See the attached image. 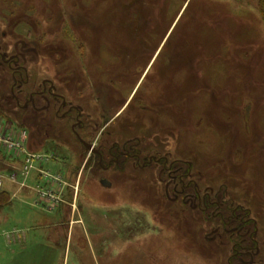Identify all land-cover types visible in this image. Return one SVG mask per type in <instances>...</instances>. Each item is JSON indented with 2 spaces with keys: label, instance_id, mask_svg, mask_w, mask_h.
I'll list each match as a JSON object with an SVG mask.
<instances>
[{
  "label": "rangeland",
  "instance_id": "1",
  "mask_svg": "<svg viewBox=\"0 0 264 264\" xmlns=\"http://www.w3.org/2000/svg\"><path fill=\"white\" fill-rule=\"evenodd\" d=\"M22 16L8 27L9 19ZM2 31L12 41L39 42L46 56L36 58L42 79L59 80L68 70L66 89L81 91L68 93L70 99L100 110L95 88L106 87L113 103L130 102L124 128L132 124L155 133L145 134L149 143L170 146L174 158L191 162L206 180L238 183L264 227L262 0H0ZM10 45L11 51L20 46ZM4 73L0 97L13 86L12 75ZM86 88L89 99L82 94ZM139 100L157 114L151 110L135 119ZM0 104V124H13L5 117L13 106L3 98ZM61 129L76 141L67 127ZM40 139L30 134L28 147L41 150ZM74 151H45L57 158L45 169L63 173L68 184L55 211L35 206L24 194L3 207L9 222L0 226V264H227L230 248L204 241L208 229H198L199 213L169 209L150 173L136 172L134 184L111 173L114 187L105 190L101 172L83 171L94 156ZM13 230L27 236L24 253L6 248L3 233Z\"/></svg>",
  "mask_w": 264,
  "mask_h": 264
},
{
  "label": "flooded vegetation",
  "instance_id": "2",
  "mask_svg": "<svg viewBox=\"0 0 264 264\" xmlns=\"http://www.w3.org/2000/svg\"><path fill=\"white\" fill-rule=\"evenodd\" d=\"M0 39V76L4 77L7 69L13 81L9 93H2L0 97L13 106L6 110L5 117L15 121L13 124L19 122L26 126L29 135L39 134L41 148L51 146L59 150L64 147L72 151L75 149V153L81 149L85 154L93 155L94 161L89 156L83 171L101 172L99 185L105 190L114 187L111 173L127 176L134 184L135 173L147 171L161 187V197L168 203L169 209H179L182 214H186L187 209L199 213L198 229L202 230L203 224V229H208L204 241L230 248L227 264H264V227L255 218L251 205L246 204L249 193L243 194L238 183L230 185L225 179L206 180L205 175L197 171L191 162L174 158L170 146L156 145L157 148L149 143L145 134L155 133L132 124L124 128L121 120L130 109V102L127 106L113 103L108 88H95V103L100 110H92L88 104L70 99L71 95L79 96L81 91L66 89L69 81L59 72V80L42 79L39 71L41 63L36 62V58L46 56L41 55L39 42L35 38L14 39L20 46L12 51L9 48L14 41L7 31L1 32ZM89 90H82L84 96L87 93L88 99L92 97ZM68 93L71 95L68 96ZM138 102L133 111L135 119L142 118L141 114L152 110L141 100ZM152 111L156 112L153 114L158 112ZM145 121L149 122V119ZM64 126L76 141L64 137L65 131L61 129ZM128 129H136L140 134L130 133ZM75 172L72 175L78 176L79 171L77 174ZM103 182L109 186H104ZM251 196L254 197V193Z\"/></svg>",
  "mask_w": 264,
  "mask_h": 264
},
{
  "label": "crops",
  "instance_id": "3",
  "mask_svg": "<svg viewBox=\"0 0 264 264\" xmlns=\"http://www.w3.org/2000/svg\"><path fill=\"white\" fill-rule=\"evenodd\" d=\"M15 125L16 124H9V123H6L5 125L0 124V126L7 133H11L13 130H16L17 131L16 134H21L24 131V129L21 127H18V130H17L16 126L18 125L16 126ZM26 142H27V147H28V144H30V140L27 139ZM28 149L33 154L50 155V153H45V151H47V149H51V146H47L44 148L40 147L41 150L38 149L39 151H33L29 147ZM53 155L55 154L53 153ZM56 159L50 160L49 162H44L41 167L43 168V165H44V170H46L45 165L50 164L52 161H56ZM64 163L66 164L65 161ZM20 170H21V165L17 162L10 160L7 157V152L5 148H0V177L3 180V189L0 192V226L1 227L7 226L9 222L8 216L5 213H3V207L8 206V204H10L13 201V199H15L19 194H24L25 196H28V197L31 196L34 200V205L36 204L35 206L37 205L38 207L42 206L44 209L50 212L55 211L58 207H60V202L61 203L63 202L61 200V196L64 192V189L67 186V182H66L67 180L65 179V176L63 173L54 174L46 170L54 175H59L62 179V182H59V183L47 182L42 177H40L36 172L32 173L30 178L25 183H23L21 178L18 177ZM14 177H16L15 180H14ZM37 187H41L44 191H48L49 194L51 193V197L47 195L42 196V194L39 193ZM77 200L74 194V197L72 199L73 203H71L70 205V207L72 208L71 215H70L72 219L75 217L74 215L75 207H76L75 204ZM71 222L75 224L74 220L73 221L71 220ZM26 244H27V239L26 241H24V243H18V242L10 243L7 241L6 248L11 250L15 254H16V251L18 250V252H20L21 254V253H24V251H26L25 250Z\"/></svg>",
  "mask_w": 264,
  "mask_h": 264
},
{
  "label": "built area",
  "instance_id": "4",
  "mask_svg": "<svg viewBox=\"0 0 264 264\" xmlns=\"http://www.w3.org/2000/svg\"><path fill=\"white\" fill-rule=\"evenodd\" d=\"M23 142L24 140L17 139L13 134H6V133H3L2 131L0 132V145L5 146L8 149L9 153L13 154L15 157L23 156V167H22L20 175L24 180H26L30 176L33 170H37L35 166V162L43 161L44 158H42L41 156H35L32 154H29L26 151V148ZM39 173L47 181H52V182L59 181L58 177L52 176L48 172L39 170ZM14 180H15V177H14ZM2 187H3V183L0 178V190L2 189ZM4 236L8 240H15V239L20 240L21 238V235L18 232H14L11 234H4Z\"/></svg>",
  "mask_w": 264,
  "mask_h": 264
},
{
  "label": "trees",
  "instance_id": "5",
  "mask_svg": "<svg viewBox=\"0 0 264 264\" xmlns=\"http://www.w3.org/2000/svg\"><path fill=\"white\" fill-rule=\"evenodd\" d=\"M262 4H264V0H262ZM30 11H32V10H30ZM46 11H48V10H46ZM25 12H26V11H25ZM24 18H26V16H22V17H20L19 19H17L18 21L15 20V21H13V22L9 19V20H8V21H9V26L14 27L15 25H18V24L21 22V19L24 20ZM179 23H180V22H179ZM178 26H179V24H177V26H176V27L174 28V30L172 31L171 36L175 33V31L177 30ZM169 41H170V40H168V42H169ZM168 42L165 43V45H164V47H163V49H162V52L164 51L165 47L168 45V44H167ZM40 53H41L42 56L44 55V52L40 51ZM47 58H48V57H47ZM67 73H69L68 70L65 71V73L62 75V77L65 78V76H67ZM226 99H227V98H226Z\"/></svg>",
  "mask_w": 264,
  "mask_h": 264
},
{
  "label": "water",
  "instance_id": "6",
  "mask_svg": "<svg viewBox=\"0 0 264 264\" xmlns=\"http://www.w3.org/2000/svg\"><path fill=\"white\" fill-rule=\"evenodd\" d=\"M103 183H104V182H103ZM103 185H104V186H109V185H108V183H107V184H106V183H104Z\"/></svg>",
  "mask_w": 264,
  "mask_h": 264
}]
</instances>
